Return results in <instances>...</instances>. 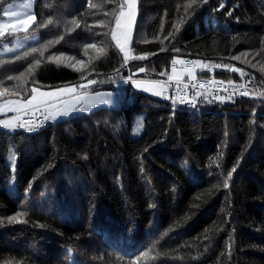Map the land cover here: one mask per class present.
<instances>
[{
    "label": "trees",
    "instance_id": "obj_1",
    "mask_svg": "<svg viewBox=\"0 0 264 264\" xmlns=\"http://www.w3.org/2000/svg\"><path fill=\"white\" fill-rule=\"evenodd\" d=\"M91 3L34 0L35 22L0 36V48L39 37L0 55V91L11 90L0 100L90 79L96 90L126 82L132 99L39 132L0 128V264H264V0H197L187 11L191 0H137L131 51L146 58L127 64L112 39L123 0ZM185 56L219 62L216 77L248 95L189 108L134 86L166 87ZM21 212L24 222H9Z\"/></svg>",
    "mask_w": 264,
    "mask_h": 264
},
{
    "label": "snow or ice",
    "instance_id": "obj_2",
    "mask_svg": "<svg viewBox=\"0 0 264 264\" xmlns=\"http://www.w3.org/2000/svg\"><path fill=\"white\" fill-rule=\"evenodd\" d=\"M196 2H197V0H191V3H189L186 6L185 11H187L188 8H191L192 4H194ZM204 2L206 3L207 0H204ZM3 3H4V0H0V6H2ZM125 4L127 5V13L125 12V8H124ZM135 6H136V0H123V3L120 4V6H119V12L115 16L116 27L112 29V39L116 41V46L124 54L125 64H127L129 59H144V58H146L145 56H138V57L137 56H130V50H126V47H125V45L131 39V29H132V25L135 22V16H136ZM21 7L25 10L10 12L9 10L13 8V4L8 3L7 7H5L3 9V15L4 16L15 17V20L13 21L12 19H9L7 21H0V36L4 35V28L13 24V23L21 26L20 29H18V30H25L26 31L27 27L30 26L31 23L35 22V15L31 11V0H28V3L22 5ZM89 7L90 8L96 7V5L92 4L91 0H89ZM220 7L223 8L224 5L221 4ZM228 14L231 15V12H229ZM105 15H108V13H105ZM122 17L125 18L123 21L121 19ZM47 23L51 24L52 21L49 20ZM70 23L73 25L79 26L78 21L76 19L71 20ZM173 27L177 31H179L178 25H174ZM117 29L120 30L121 36L124 39V43H122L121 40L117 38ZM168 35L171 36L172 33H169ZM29 39L34 40V39H36V36L35 35H31V36L26 35L24 37V40H29ZM165 39H167V37H165ZM100 43L103 44L104 42L101 41ZM23 46H24V44L19 39L14 40L11 43V45H9L8 43H4L2 45V52H0V55H3L4 53H9V52H15L18 48L23 47ZM85 47L86 48H89V47L94 48V47H96V45L95 44H88ZM33 51H35V49ZM101 51H103V49H101ZM244 55H247V53H245ZM49 59H52V57H49ZM234 59H238V57H234ZM35 63L39 64V61H36ZM172 63H173V65H175L176 63H179V61L174 59ZM200 63H201L200 61H193L192 62V64H194V65L200 64ZM225 67H227V66H225ZM262 70H264V69H262ZM29 71H31V66H29ZM140 71L143 72V71H145V69L141 68ZM173 71H175V68H173ZM231 71H241V70L237 69V68H231ZM21 75H23V74H21ZM161 75H164V73H161ZM241 75L242 76L244 75V73L242 71H241ZM9 79H14V77H9ZM15 79H19V77H15ZM169 79H172V77H169ZM94 83H95V81H89V84H94ZM133 83H134L135 87H139L142 83H145V82L134 81ZM147 83L150 86L160 87L161 90H163L165 87L163 81H148ZM229 83H231V81H229ZM22 86L23 85H20V87H22ZM203 86L204 85L201 84V87H203ZM81 87H85V86L82 85ZM241 87H243V85ZM144 90L147 91L149 89L145 88ZM10 91H11L10 89L4 88L3 91H0V97L5 96V94H7ZM31 91H32L33 95L31 96L30 99L26 100L23 103L19 100H10V99L5 100L3 103H0V113H4L5 111L16 112V111H19L21 109H30L34 104V101H36V99H37L36 93L38 92V89L33 87L31 89ZM61 91L74 92L75 89L74 88H66V89H63ZM16 94L18 95L19 93H16ZM153 94L160 95L161 92L157 91V92H154ZM41 95H46V94L41 93ZM241 95H248V93L245 91V92L241 93ZM165 98L167 99L168 97L165 96ZM75 100H76V103H80L81 101H83L85 103L91 102V103H93V105H95V103L97 101L100 103H107L108 102L107 99L104 98L99 93H97L96 96H94V97H88L86 94H82V95L76 97ZM73 110L87 111L88 108L85 107V108L75 109L73 107ZM57 111L59 112L60 115H68V108L67 107L64 109H57ZM25 114H27V112ZM44 118H45V120H47V119H49V116L45 115ZM18 119H19V117L14 116V117L10 118V120H7V121L6 120H0V125H2L5 128L12 129V130H14L15 127H17V126L20 128H25V122H23V121L19 122L18 124L12 123V121H16ZM51 119L55 120L56 116L52 115ZM27 123L31 124V121H28ZM37 126H39V125H37ZM26 130L31 132V131L35 130V127L29 126L26 128ZM11 160H12L13 171H14L15 170V167H14L15 166V156H12ZM232 171L234 172L235 168H233ZM228 176L230 179L232 176V172H229ZM227 185H228V181L226 180L225 181V187H227ZM22 216H23L22 212L17 213L15 216L9 218V222L10 223L11 222L22 223V222H24L22 220ZM152 247L155 248V245H153ZM150 251H152V249H149L148 251L140 253V256L146 257V256H148ZM137 259H139V257ZM134 264H135V262H134Z\"/></svg>",
    "mask_w": 264,
    "mask_h": 264
},
{
    "label": "built area",
    "instance_id": "obj_3",
    "mask_svg": "<svg viewBox=\"0 0 264 264\" xmlns=\"http://www.w3.org/2000/svg\"><path fill=\"white\" fill-rule=\"evenodd\" d=\"M179 60L178 68L181 69L182 75L180 78H175L172 77L171 73L170 77L172 79L168 78L166 80V87L161 93L162 100L176 101L186 107L194 108L203 98H208L213 101L221 100L223 102H229L244 96L241 93L247 92L248 90L244 84H242L243 87H241L242 85L231 87L220 81L216 77V73L222 69L219 62L204 61L194 65L192 62L197 60L191 56L180 57ZM174 67L175 65H173ZM231 68L236 67L232 66ZM233 72L238 75L241 73L240 71ZM201 84L204 86L201 87ZM165 96L168 98L166 99ZM26 112L27 114H25ZM45 115L47 113L42 108H32L23 112L16 124L23 121L25 122V128L21 129L26 130L27 127L33 126L35 130L31 132H39L48 122L52 121L51 116L45 120ZM28 121H31V124L27 123Z\"/></svg>",
    "mask_w": 264,
    "mask_h": 264
},
{
    "label": "rangeland",
    "instance_id": "obj_4",
    "mask_svg": "<svg viewBox=\"0 0 264 264\" xmlns=\"http://www.w3.org/2000/svg\"><path fill=\"white\" fill-rule=\"evenodd\" d=\"M26 3H28V0H15L14 2L11 3V4H13V8L10 9L9 11L10 12L23 11L25 9H23L21 6L26 4ZM33 3H34V0H31V11H32V13H33ZM137 5H138V3H137V0H136V6H135L136 16H135V22L132 25V29H131V39L125 45L126 50H130V56H132L131 43H132V40H133V35H134V32H135L136 21H137V16H138V7H137ZM124 8H125V12L127 13V5L126 4L124 5ZM9 19H12L14 21L15 17H6V16L3 15V17L0 18V21H7ZM121 19L123 21L125 18L122 17ZM20 27H21L20 25H16L15 23H13V24H11V25H9V26L4 28V33H6L7 31H10V32L19 31L18 29H20ZM115 27H116V24H115L114 28ZM35 36H36V39H34V40L33 39L24 40L25 36L15 37L12 40V42L14 40H16V39H19L24 44L23 47H25V46H28V45L33 44V43L38 41L39 37L37 35H35ZM117 38L120 39L122 43H124V39L121 36V33H120L119 29H117ZM114 42L116 44L115 40H114ZM8 44L11 45V43H8ZM23 47L18 48L16 51L22 49ZM0 52H2V48H0ZM11 53H14V52H9V53H4V54H11ZM122 55L124 56L123 53H122ZM89 81H93V80H91V79L88 80V81L86 80V81H83V82H81L79 84L81 86L82 85L85 86V87H83L84 90L81 91L82 94H86L88 97H94V96H96L97 93H99L104 98H106L108 102L107 103H100V102L97 101L95 103V105H93V103H91V102L85 103V102L81 101L80 104H79L78 109L87 107L88 110L87 111H79V110H77V114H88L90 112L96 111V109L98 110V108H121L122 106L130 104L132 102V99H131L130 95L125 90V85L127 84L126 82H119V83L115 84L113 89L96 90V89L92 88V86L94 84H89ZM231 87H233V86H231ZM82 94H80V95H82ZM9 99L10 100H15V99H12V98H5L3 100H0V103H3L5 100H9ZM15 114H17V113L16 112L5 111L4 113H0V120H6L7 121V120H10V118H12L14 116L18 117ZM16 121H12V123L16 124ZM0 128L5 129L7 131H14L16 129V127H15L14 130L9 129V128H5L2 125H0ZM142 130H143V115H138L134 119V124H133L132 130H131V136L133 138L140 137L141 133H142ZM12 156L13 155H11L8 158V160H7V164L11 167V169H13L12 160H11ZM12 185L14 186L13 177L10 178L8 187L11 188Z\"/></svg>",
    "mask_w": 264,
    "mask_h": 264
},
{
    "label": "crops",
    "instance_id": "obj_5",
    "mask_svg": "<svg viewBox=\"0 0 264 264\" xmlns=\"http://www.w3.org/2000/svg\"><path fill=\"white\" fill-rule=\"evenodd\" d=\"M177 61L180 62L179 59H177ZM178 67H179V63H176L175 67H174L175 71L172 70V77H175V78L181 77L182 71ZM66 88H74L75 91L74 92L61 91V90L66 89ZM81 88H82L81 85H77L76 87L75 86L63 87V88H58V89L48 90V91L38 89V92L36 93L37 99H36V101H34V104L31 108L41 107L50 116L55 115L56 116L55 121L63 120L68 116L77 114V110H73V107L75 109H78V107H79L80 103H76L75 98L80 96V94H82ZM145 88H148L149 90L146 91V90H144ZM138 89L141 90L142 92L146 93V94H150V95H154V96H159V95L153 94L154 92H157V91L161 92L160 87L150 86L148 83L147 84H141L138 87ZM41 93H44L46 95H41ZM32 95H33V93H32ZM19 101H21L22 103L25 102L24 100H19ZM66 107L68 108V115H60L59 112L57 111V109H64ZM26 110H29V109H21L19 111H16L17 114H15V115H17L19 117Z\"/></svg>",
    "mask_w": 264,
    "mask_h": 264
},
{
    "label": "bare ground",
    "instance_id": "obj_6",
    "mask_svg": "<svg viewBox=\"0 0 264 264\" xmlns=\"http://www.w3.org/2000/svg\"><path fill=\"white\" fill-rule=\"evenodd\" d=\"M239 86V85H238Z\"/></svg>",
    "mask_w": 264,
    "mask_h": 264
}]
</instances>
